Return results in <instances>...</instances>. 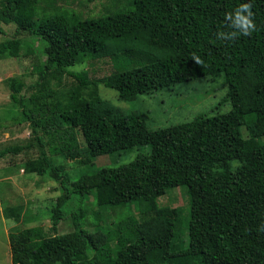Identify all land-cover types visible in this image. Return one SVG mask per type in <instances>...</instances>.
<instances>
[{"label": "trees", "instance_id": "16d2710c", "mask_svg": "<svg viewBox=\"0 0 264 264\" xmlns=\"http://www.w3.org/2000/svg\"><path fill=\"white\" fill-rule=\"evenodd\" d=\"M125 2L102 16L80 18L51 10V0H0V23L41 40L38 53L28 49L27 39L0 42V59L26 52L38 73L31 85L9 80L11 101L22 112L15 122L30 124L32 137L0 150V158L37 147L25 175L66 181L64 166L52 155L81 168L51 211L54 234L42 227L9 233L12 264H264V0ZM242 3L250 4L255 24L247 34L227 18ZM104 58L115 71L98 80L67 70ZM218 73L225 74L232 110L164 129H150L142 115L122 111L100 93L102 85L133 101ZM67 75L76 84L58 105H43L41 114L39 103L54 94L52 81L60 85ZM57 111L61 121L54 118ZM139 146H150V153L117 167L95 166L98 157ZM176 187L189 194L186 222L182 208L159 202ZM71 192L87 205L73 214L75 229L58 234ZM91 206L99 209L93 215L99 222L112 210L131 214L106 234H90L81 224L92 217ZM2 213L20 222L24 206L9 205ZM185 226L187 245L181 241Z\"/></svg>", "mask_w": 264, "mask_h": 264}, {"label": "rangeland", "instance_id": "374dc122", "mask_svg": "<svg viewBox=\"0 0 264 264\" xmlns=\"http://www.w3.org/2000/svg\"><path fill=\"white\" fill-rule=\"evenodd\" d=\"M53 7L51 10L61 11L68 14H74L80 18L99 17L106 13V9L118 10L124 8L125 0H51ZM40 15L42 16L41 8ZM54 11V12H55ZM54 12H48V15H54ZM40 16L35 18V23L39 24ZM21 38L27 39L28 49L32 52L40 50L41 40L27 33L16 35L15 25H5L0 23V42L8 39ZM26 53V52H25ZM22 53L18 58L2 57L0 59V150L10 146L23 145L29 142L32 137V126L28 123L19 124L15 119H21V109L13 104L10 98L11 89L9 80L17 78L23 80L27 85L35 83L38 79V73L34 69V56ZM138 58V55H135ZM45 60L44 57L41 58ZM141 63H147L146 58L139 57ZM41 61V62H42ZM130 62L127 63V65ZM128 67H133L129 65ZM68 72L87 71L90 78L101 79L115 71L113 63L109 58L87 59L83 64L79 63L69 67ZM52 81V97L41 100L38 108L42 112L43 105H49L52 108L54 104L58 105L60 98L65 100V96L70 93L72 84H76L73 77L67 75L63 78L60 85H55ZM27 90V96L32 95V91ZM25 92V93H26ZM101 95L108 99L114 106L120 108L126 113L136 112L143 116L147 126L152 129H164L171 126L183 124L192 121L197 116L204 115L213 117L219 114H226L232 110L230 100H227L228 85L224 73H218L214 76H205L197 79L183 81L171 87L158 90L152 94H143L133 101H122L118 93L112 89L100 86ZM62 103V102H61ZM42 114V113H41ZM59 111L55 115L61 121ZM46 113V117H53ZM45 117V118H46ZM63 128L68 125L60 124ZM48 150V147L46 148ZM151 151L150 146H139L130 151H123L113 155L98 157L94 163L100 167H117L130 163L138 155L148 154ZM39 150L37 147L25 150L19 155L9 154L0 158L1 168L10 169L9 176L11 180L0 181V264H12L10 255L9 233L13 230H24L34 227H42L47 234L52 235L55 232L51 230V211L57 204V198L67 190H72V183L79 179V168L75 162L67 161L60 156H53L55 165H63L64 171L62 177L67 178L55 180L49 177V174L41 176L38 174H26L24 164L31 158H37ZM20 172H23L20 174ZM4 174L0 172V178ZM82 202V203H81ZM161 205H170L180 207L184 210L183 220H188L190 212V199L187 188H172L167 194L159 199ZM23 205L24 215L20 222L13 219H7L3 216L2 210L6 206ZM87 201H81L79 195L70 193L67 205L63 208L66 216L61 220L58 226V234H66L75 229L72 216L76 210L86 207ZM82 206V207H81ZM92 217H87L85 223L81 224V229L90 234H106L116 223L121 222L123 218L131 214L128 208L124 211H111V218L108 216L99 219L93 217L94 212L99 209L96 206L90 207ZM136 210V209H135ZM88 215V216H89ZM119 216V217H118ZM181 241L188 244V229L182 228Z\"/></svg>", "mask_w": 264, "mask_h": 264}, {"label": "clouds", "instance_id": "9594fccd", "mask_svg": "<svg viewBox=\"0 0 264 264\" xmlns=\"http://www.w3.org/2000/svg\"><path fill=\"white\" fill-rule=\"evenodd\" d=\"M243 10H247V14ZM252 12L250 11V4L248 3H242L235 9V14L233 16V13H228L227 18L231 19L232 25H235L237 28L241 29L245 34H247L251 29L255 27V24L252 17ZM220 36H234L236 35L235 32L232 33H220Z\"/></svg>", "mask_w": 264, "mask_h": 264}, {"label": "crops", "instance_id": "0c3cea01", "mask_svg": "<svg viewBox=\"0 0 264 264\" xmlns=\"http://www.w3.org/2000/svg\"><path fill=\"white\" fill-rule=\"evenodd\" d=\"M0 172H2L4 174L3 178H0V181H4V180H11L12 178L9 176L10 173V169L7 168H1Z\"/></svg>", "mask_w": 264, "mask_h": 264}]
</instances>
